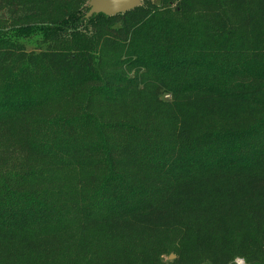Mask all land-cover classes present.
Instances as JSON below:
<instances>
[{"label": "trees", "instance_id": "obj_1", "mask_svg": "<svg viewBox=\"0 0 264 264\" xmlns=\"http://www.w3.org/2000/svg\"><path fill=\"white\" fill-rule=\"evenodd\" d=\"M91 1L0 0V264H264V0Z\"/></svg>", "mask_w": 264, "mask_h": 264}, {"label": "water", "instance_id": "obj_2", "mask_svg": "<svg viewBox=\"0 0 264 264\" xmlns=\"http://www.w3.org/2000/svg\"><path fill=\"white\" fill-rule=\"evenodd\" d=\"M141 3L142 0H92L88 17L93 15L115 17L137 9L141 6Z\"/></svg>", "mask_w": 264, "mask_h": 264}, {"label": "rangeland", "instance_id": "obj_3", "mask_svg": "<svg viewBox=\"0 0 264 264\" xmlns=\"http://www.w3.org/2000/svg\"><path fill=\"white\" fill-rule=\"evenodd\" d=\"M151 1H153L154 3H157L158 2V0H151ZM39 41L36 40V39H33V40H30L29 42H26V45H28V49L29 50H32V49H34L36 47L35 45L40 44ZM172 256H174V258H172ZM175 259H176L175 255H170L168 258H166V260L169 261V262H172ZM237 263L238 264H244V262L242 260H237Z\"/></svg>", "mask_w": 264, "mask_h": 264}]
</instances>
